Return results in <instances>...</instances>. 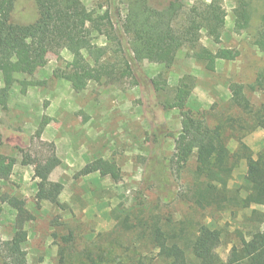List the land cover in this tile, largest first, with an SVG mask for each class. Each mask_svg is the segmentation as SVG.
Instances as JSON below:
<instances>
[{
	"label": "rangeland",
	"instance_id": "374dc122",
	"mask_svg": "<svg viewBox=\"0 0 264 264\" xmlns=\"http://www.w3.org/2000/svg\"><path fill=\"white\" fill-rule=\"evenodd\" d=\"M147 1L152 7L163 8L172 0ZM179 1L189 7L207 6L211 0ZM245 1L251 13L250 24L244 31H235L233 10L237 0H222L226 18L218 47L237 50L239 56L234 61H217L215 71L208 72L203 62L185 48L158 64L133 63L128 53L129 37L120 28L129 0H82L100 28L96 31L93 24L88 26L82 55L91 65L125 66L128 74L114 83L106 79L91 81L85 89L62 79L60 84L56 78L38 80L40 68L18 80L23 89L27 82H38L45 93L40 100L30 98L25 107L16 102L15 112L0 121L28 130L31 133H25L29 136L40 131L42 143H53L55 154L67 161L50 176L51 181L63 184L58 201L64 208L47 201L37 203L33 167H18L21 154L14 144L0 146V163L10 161L16 166L8 177L0 179V243L22 234L21 248L27 264H56L60 240L53 235L62 236L71 229L74 239L67 246V264H164L146 232L153 218L165 230L183 231L187 238L201 225L219 230L222 240L215 251L222 260L232 246L248 240L251 232L264 230V206L227 211L194 207V158L178 174L169 166L183 112L203 119L211 128L221 125L231 154L239 140L254 157L264 147V128L238 130L239 125H250L252 118L231 104L232 92L241 88L253 110H264V86L255 91L249 88L260 74L264 75V53L254 45L264 3ZM36 17L34 0H17L15 22L29 24ZM201 44L217 49L204 32ZM60 55L62 61L49 54L42 71L63 69V61L72 60L67 50ZM183 77L193 79L191 95L176 101L173 91ZM48 149L35 141L24 148L32 156L46 155ZM98 160L111 163L115 169L80 174L87 164ZM245 174L246 162L239 160L228 183L242 197L248 194ZM4 197L18 198L32 219L18 225L16 212ZM125 215L135 225L129 231L119 226V219ZM0 264H5L1 253Z\"/></svg>",
	"mask_w": 264,
	"mask_h": 264
},
{
	"label": "trees",
	"instance_id": "16d2710c",
	"mask_svg": "<svg viewBox=\"0 0 264 264\" xmlns=\"http://www.w3.org/2000/svg\"><path fill=\"white\" fill-rule=\"evenodd\" d=\"M34 2L36 19L29 24H20L13 18L17 0H0L1 109H6L8 93L16 74H28L35 68L45 67L49 54L56 55L57 60L62 61V50L69 51L72 60L63 61L64 68H55L52 76L70 82L79 89H85L91 81L98 83L102 79L111 83L118 82L128 74L125 66L118 68L110 63L91 65L82 55V41L88 26L93 24L94 30H100L93 13L82 0ZM233 15L235 31H244L249 27L251 13L245 0H237ZM225 18L222 0H211L207 6L194 4L189 7H185L179 0H172L163 8L152 7L147 0H129L120 28L129 37L128 53L133 63L146 61L158 64L174 51L185 48L193 52L198 61L203 62L206 71L214 72L217 61H234L239 56L237 50L218 47L225 28ZM259 26L254 45L264 53V14L260 16ZM203 32L217 49L211 50L201 44ZM37 84L27 82L24 87ZM263 84L264 75L260 74L249 88L253 91L262 89ZM163 86H167L165 81ZM192 87L193 79L183 77L174 88L173 98L176 101L187 99ZM231 104L252 118L250 125H239L238 130L250 132L264 128V110H253L241 88L232 92ZM180 115L181 127L174 141L169 166L178 174L194 158V207L199 210L227 211L237 207L247 209L250 205L264 206V147L254 157L253 152L239 140L237 150L231 154L221 125L211 128L203 119L194 118L189 112ZM34 141L46 145L49 148L48 154L32 156L24 150L31 147ZM10 144H14L13 147L21 154V165L33 167V178L37 180L35 201H47L64 208L58 201L63 184L50 180L51 173L62 165L55 154L53 143H42L40 131L29 136L22 129L0 121V146ZM239 160L246 162L248 194L244 197L240 196L239 190L229 188L228 185ZM13 166L14 163L10 161L7 164L0 163V179L8 177ZM106 167L115 169L111 163L98 160L87 164L80 174H92ZM3 201L15 210L18 225L32 219L18 198L4 197ZM115 217L118 218V215ZM119 226L129 231L135 225L125 215L119 219ZM146 232L157 257L164 264H264V230L256 229L251 232L248 240L232 246L226 260H222L215 251L222 240L221 232L207 225H201L192 237L187 238L183 231L165 230L160 221L153 218ZM53 237L60 240L56 264H67V246L73 241L74 232L68 229L67 234ZM23 240L21 234L0 243V253L5 264H27L26 253L21 248Z\"/></svg>",
	"mask_w": 264,
	"mask_h": 264
},
{
	"label": "crops",
	"instance_id": "0c3cea01",
	"mask_svg": "<svg viewBox=\"0 0 264 264\" xmlns=\"http://www.w3.org/2000/svg\"><path fill=\"white\" fill-rule=\"evenodd\" d=\"M44 69L40 68V73L38 74L37 78L38 80H50V79H54L52 76L53 73V68L49 69V71H42ZM22 76H26V74H16L15 75V82L11 88V90L8 93V100H7V106L6 109L3 110L0 108V120L5 118L6 115H9L11 113L15 112V104L16 102L19 105H22L23 107H25L27 104L29 105L30 102V98H42V95L45 93L44 89L42 88V86H40V84L38 83L37 86H27L26 88H22V84L20 81H18L19 79L22 78ZM25 78V77H24ZM59 84L61 82V80L58 79ZM63 82V81H62ZM26 113H21V116L23 118H25ZM46 131V130H45ZM25 132H29L28 130H25ZM44 137V134H43ZM55 144V142H54ZM57 157L61 160L62 163L67 162L66 160H63L60 156L57 155ZM2 159H0L1 162ZM18 164H19V168H23L20 164H21V159L17 160ZM69 165L71 166V163H69ZM16 166H13L12 171L14 172ZM51 176V175H50Z\"/></svg>",
	"mask_w": 264,
	"mask_h": 264
}]
</instances>
